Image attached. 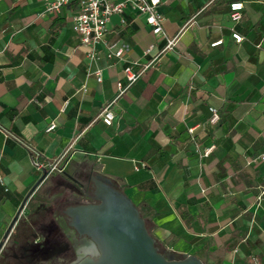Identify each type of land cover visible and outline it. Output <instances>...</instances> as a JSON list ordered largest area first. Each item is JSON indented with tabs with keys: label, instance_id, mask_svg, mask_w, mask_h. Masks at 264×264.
<instances>
[{
	"label": "crops",
	"instance_id": "1",
	"mask_svg": "<svg viewBox=\"0 0 264 264\" xmlns=\"http://www.w3.org/2000/svg\"><path fill=\"white\" fill-rule=\"evenodd\" d=\"M234 1L244 3L239 22ZM46 2L0 0V242L43 175L34 152L47 161L70 146L62 171L45 175L19 217L67 194L68 176L101 173L139 208L161 249L205 264H264V0H161L164 35L143 14H114L105 37L125 52L109 59L97 46L90 67L101 81L71 28L76 5L46 12ZM176 34L173 49L114 99L126 61L142 69ZM111 100L106 125L100 112ZM210 106L220 110L215 124Z\"/></svg>",
	"mask_w": 264,
	"mask_h": 264
},
{
	"label": "water",
	"instance_id": "2",
	"mask_svg": "<svg viewBox=\"0 0 264 264\" xmlns=\"http://www.w3.org/2000/svg\"><path fill=\"white\" fill-rule=\"evenodd\" d=\"M45 173L33 184L23 198L0 242V253L4 241L13 229L30 194L38 187ZM79 195L91 198L65 209L69 225L81 234L87 235L95 244L89 255L69 264H205L198 256L179 254L160 248L149 233L139 208L109 178L95 173L89 181H79Z\"/></svg>",
	"mask_w": 264,
	"mask_h": 264
},
{
	"label": "built area",
	"instance_id": "3",
	"mask_svg": "<svg viewBox=\"0 0 264 264\" xmlns=\"http://www.w3.org/2000/svg\"><path fill=\"white\" fill-rule=\"evenodd\" d=\"M69 3H74L76 5V11L71 18V28L79 36L81 44L88 47L86 52L89 65L88 73L95 75L97 81L102 80L101 69L98 67L92 69L90 67L98 59L97 46L100 44L104 45L105 55L109 59H122L125 52V46L123 44H119L116 40H106L105 35L107 32V24L110 21L112 15H122L124 14L125 10L131 9L145 16V22L151 27L154 34L164 35L161 24L163 17L157 9L161 3V0H47L45 4V11L58 12L64 5ZM230 10V17L232 21L239 22L242 20L244 15V3L242 1L231 2ZM122 22H124V19H122ZM233 37L237 42H241L244 39V36L238 32H233ZM177 38L178 34L170 38H166L164 47L157 54H155L140 70L133 69V64L136 62L126 61L123 67L125 82H116V95L114 99L122 95L134 82H136L141 73L147 67L154 64L162 52L173 49ZM222 42L223 39H219L213 42L212 45H218ZM153 48L154 44H151L144 50V54L150 53ZM113 100L106 104L100 112L101 120L106 125H110L114 118V114L111 109ZM209 109L211 112L210 122L215 124L220 120V110L215 106H210ZM54 128L55 123L52 122L46 128V131L48 132ZM190 130L192 131L193 128ZM69 148L70 146L55 158L47 161H41L40 154L35 151L31 157V163L36 169L43 171L45 175H50L54 172H61L62 163L69 152ZM214 148L215 144H212L208 147H205L201 153L204 156H208L212 153ZM257 159L264 161V153L259 155ZM140 167H144V164L141 163ZM138 168L139 167H135V169Z\"/></svg>",
	"mask_w": 264,
	"mask_h": 264
},
{
	"label": "flooded vegetation",
	"instance_id": "4",
	"mask_svg": "<svg viewBox=\"0 0 264 264\" xmlns=\"http://www.w3.org/2000/svg\"><path fill=\"white\" fill-rule=\"evenodd\" d=\"M77 179L89 181L87 177ZM67 186L69 192L57 199L54 207H48L47 215L38 214L42 219H37L36 227L43 238L32 241L26 248L22 245V254H12L20 264H69L83 259L95 248V244L87 235L79 233L69 225V218L65 213V209L70 205L93 200L75 192L76 189L82 191L78 183H68ZM7 241L8 237L4 241L3 249Z\"/></svg>",
	"mask_w": 264,
	"mask_h": 264
},
{
	"label": "rangeland",
	"instance_id": "5",
	"mask_svg": "<svg viewBox=\"0 0 264 264\" xmlns=\"http://www.w3.org/2000/svg\"><path fill=\"white\" fill-rule=\"evenodd\" d=\"M44 202L48 201L51 204V207L55 206V202L51 199H44ZM48 208H39L36 213L30 212V214H23L19 217L9 241L6 243L3 252L0 255V264H5L7 261L8 264H20L18 260L12 255L16 253L17 255L22 254L21 249L22 245L26 248L33 240H41L43 238L42 234L37 229V219L41 221V214H48ZM40 214V215H38ZM16 261L18 263H16Z\"/></svg>",
	"mask_w": 264,
	"mask_h": 264
}]
</instances>
